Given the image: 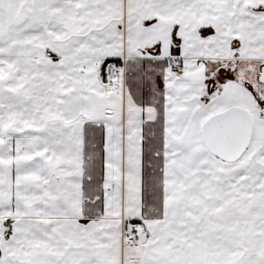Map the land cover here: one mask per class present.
Wrapping results in <instances>:
<instances>
[{"label": "snow or ice", "instance_id": "snow-or-ice-1", "mask_svg": "<svg viewBox=\"0 0 264 264\" xmlns=\"http://www.w3.org/2000/svg\"><path fill=\"white\" fill-rule=\"evenodd\" d=\"M0 264H264V0H0Z\"/></svg>", "mask_w": 264, "mask_h": 264}]
</instances>
